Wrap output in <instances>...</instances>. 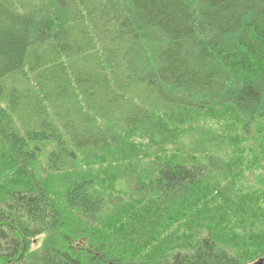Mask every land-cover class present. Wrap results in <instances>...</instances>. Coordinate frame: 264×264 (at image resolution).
<instances>
[{
	"label": "trees",
	"instance_id": "1",
	"mask_svg": "<svg viewBox=\"0 0 264 264\" xmlns=\"http://www.w3.org/2000/svg\"><path fill=\"white\" fill-rule=\"evenodd\" d=\"M0 264H264V0H0Z\"/></svg>",
	"mask_w": 264,
	"mask_h": 264
},
{
	"label": "bare ground",
	"instance_id": "2",
	"mask_svg": "<svg viewBox=\"0 0 264 264\" xmlns=\"http://www.w3.org/2000/svg\"><path fill=\"white\" fill-rule=\"evenodd\" d=\"M229 229V228H228ZM243 238V237H242ZM234 240V239H233ZM240 241V240H239ZM238 242V241H237ZM234 248V247H233ZM236 248V247H235Z\"/></svg>",
	"mask_w": 264,
	"mask_h": 264
},
{
	"label": "rangeland",
	"instance_id": "3",
	"mask_svg": "<svg viewBox=\"0 0 264 264\" xmlns=\"http://www.w3.org/2000/svg\"><path fill=\"white\" fill-rule=\"evenodd\" d=\"M39 238H41V237H39Z\"/></svg>",
	"mask_w": 264,
	"mask_h": 264
}]
</instances>
